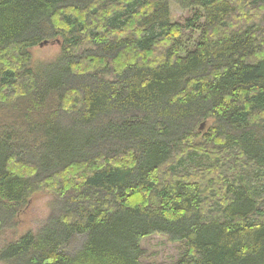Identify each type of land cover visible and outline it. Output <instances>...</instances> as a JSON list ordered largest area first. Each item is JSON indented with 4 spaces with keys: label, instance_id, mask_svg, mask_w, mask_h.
<instances>
[{
    "label": "trees",
    "instance_id": "1",
    "mask_svg": "<svg viewBox=\"0 0 264 264\" xmlns=\"http://www.w3.org/2000/svg\"><path fill=\"white\" fill-rule=\"evenodd\" d=\"M0 113V228L56 198L6 264H264V0H0Z\"/></svg>",
    "mask_w": 264,
    "mask_h": 264
},
{
    "label": "rangeland",
    "instance_id": "2",
    "mask_svg": "<svg viewBox=\"0 0 264 264\" xmlns=\"http://www.w3.org/2000/svg\"><path fill=\"white\" fill-rule=\"evenodd\" d=\"M191 16L190 11H183L177 6H171L172 21L183 25ZM29 52L31 56L29 67L39 71L58 57L60 43L56 40H50L47 45L36 46L29 49ZM194 163H198L199 167L203 168L209 164V161L203 157H196L183 168L195 166ZM55 203L56 198L52 192L40 190L32 194L27 204L15 214L12 223L0 228V247L15 241L28 231L36 232L39 230L54 213ZM84 240V236L76 235L63 246L62 250L67 254H72L81 247ZM140 247L142 249L141 264H173L184 251V246L181 243L169 242L166 237L160 235L142 239ZM0 264L6 263L0 260Z\"/></svg>",
    "mask_w": 264,
    "mask_h": 264
},
{
    "label": "water",
    "instance_id": "3",
    "mask_svg": "<svg viewBox=\"0 0 264 264\" xmlns=\"http://www.w3.org/2000/svg\"><path fill=\"white\" fill-rule=\"evenodd\" d=\"M48 44V42L47 41H45V42H43V43H41L39 46H44V45H47ZM203 127V124L201 125V128Z\"/></svg>",
    "mask_w": 264,
    "mask_h": 264
}]
</instances>
